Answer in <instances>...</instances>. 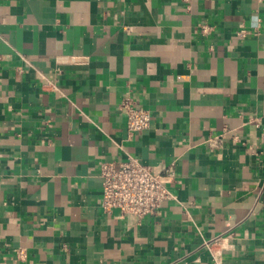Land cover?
<instances>
[{"label": "crops", "instance_id": "obj_1", "mask_svg": "<svg viewBox=\"0 0 264 264\" xmlns=\"http://www.w3.org/2000/svg\"><path fill=\"white\" fill-rule=\"evenodd\" d=\"M126 95L152 114L132 136ZM129 155L175 171L153 215L101 206ZM214 252L264 264V0H0V264Z\"/></svg>", "mask_w": 264, "mask_h": 264}, {"label": "built area", "instance_id": "obj_2", "mask_svg": "<svg viewBox=\"0 0 264 264\" xmlns=\"http://www.w3.org/2000/svg\"><path fill=\"white\" fill-rule=\"evenodd\" d=\"M201 31H208L207 25ZM246 30H241L244 34ZM126 117L129 136L150 127L151 112L140 105L133 97L126 95L118 105ZM216 146L223 141V134L208 139ZM100 176L102 179L101 206L107 212L119 210L122 215L144 217L158 212L163 203L174 198L168 183L174 179L173 167L162 166L155 170L151 165L142 163L137 157L129 155L126 160L103 162ZM17 255L24 258V248L17 249ZM213 264H223L220 254L214 252Z\"/></svg>", "mask_w": 264, "mask_h": 264}]
</instances>
